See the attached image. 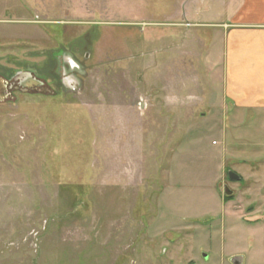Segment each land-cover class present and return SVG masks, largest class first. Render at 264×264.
Instances as JSON below:
<instances>
[{"label": "rangeland", "instance_id": "1", "mask_svg": "<svg viewBox=\"0 0 264 264\" xmlns=\"http://www.w3.org/2000/svg\"><path fill=\"white\" fill-rule=\"evenodd\" d=\"M237 1L0 0V77L47 79L0 100V264H264V118L224 100Z\"/></svg>", "mask_w": 264, "mask_h": 264}, {"label": "crops", "instance_id": "2", "mask_svg": "<svg viewBox=\"0 0 264 264\" xmlns=\"http://www.w3.org/2000/svg\"><path fill=\"white\" fill-rule=\"evenodd\" d=\"M234 7L235 13L221 24L220 30V37L223 38L220 61L223 66L224 100L226 104L230 100L233 109L253 110L258 117L264 118V0H238ZM224 212L229 214L226 209ZM216 215L218 217L219 212ZM255 215L258 219L257 212ZM214 218L212 216V220ZM181 227L177 230H193V226ZM188 252L185 248L179 249V254L171 258L184 260L186 264H232L235 257H240L239 252H231L227 256L222 254L217 261L207 256L200 260L199 255L193 254L194 250ZM240 258L242 264H249L246 257Z\"/></svg>", "mask_w": 264, "mask_h": 264}, {"label": "flooded vegetation", "instance_id": "3", "mask_svg": "<svg viewBox=\"0 0 264 264\" xmlns=\"http://www.w3.org/2000/svg\"><path fill=\"white\" fill-rule=\"evenodd\" d=\"M68 63L71 64L67 61V64ZM71 68L73 67L71 66ZM55 74L59 78V85L60 83L64 85L63 79L60 78L61 74L59 67H57ZM0 79H2V84H0V100L8 97L15 91L27 92L31 90H46L45 80L47 81V79L43 76H39L35 69H27L25 72L17 71L9 77H0ZM68 87L71 89L73 88L71 85Z\"/></svg>", "mask_w": 264, "mask_h": 264}, {"label": "water", "instance_id": "4", "mask_svg": "<svg viewBox=\"0 0 264 264\" xmlns=\"http://www.w3.org/2000/svg\"><path fill=\"white\" fill-rule=\"evenodd\" d=\"M228 177L232 181H239L240 180V177L233 172H229ZM224 190H225V196L226 197L232 196L233 193H232V191H230V189L228 187H225ZM232 264H242V259L240 257H235L232 260Z\"/></svg>", "mask_w": 264, "mask_h": 264}, {"label": "trees", "instance_id": "5", "mask_svg": "<svg viewBox=\"0 0 264 264\" xmlns=\"http://www.w3.org/2000/svg\"><path fill=\"white\" fill-rule=\"evenodd\" d=\"M228 198V197H227Z\"/></svg>", "mask_w": 264, "mask_h": 264}]
</instances>
